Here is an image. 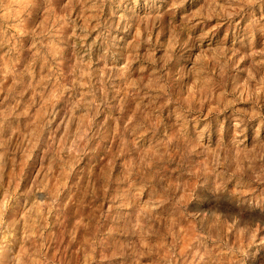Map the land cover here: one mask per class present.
<instances>
[{"label":"rangeland","instance_id":"obj_1","mask_svg":"<svg viewBox=\"0 0 264 264\" xmlns=\"http://www.w3.org/2000/svg\"><path fill=\"white\" fill-rule=\"evenodd\" d=\"M0 264H264V0H0Z\"/></svg>","mask_w":264,"mask_h":264}]
</instances>
